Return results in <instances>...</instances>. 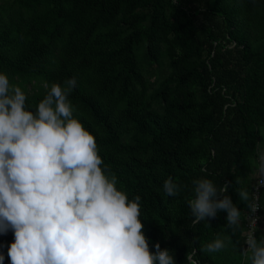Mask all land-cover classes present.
<instances>
[{
  "label": "trees",
  "instance_id": "1",
  "mask_svg": "<svg viewBox=\"0 0 264 264\" xmlns=\"http://www.w3.org/2000/svg\"><path fill=\"white\" fill-rule=\"evenodd\" d=\"M0 73L34 113L45 83L76 78L73 116L116 187L141 197L150 251L158 242L175 264H189L188 254L198 264H251L238 192L252 201L263 142L264 0H0ZM168 177L181 185L176 196L163 189ZM201 178L230 184L241 212L234 234L224 211L194 223L187 201ZM259 203L264 218V187ZM217 236L227 247L203 251ZM13 241L12 230L0 234L4 264Z\"/></svg>",
  "mask_w": 264,
  "mask_h": 264
},
{
  "label": "clouds",
  "instance_id": "2",
  "mask_svg": "<svg viewBox=\"0 0 264 264\" xmlns=\"http://www.w3.org/2000/svg\"><path fill=\"white\" fill-rule=\"evenodd\" d=\"M76 83L75 77L63 86L45 83L34 113L25 107V92L0 73V234L14 232L7 249L10 264H175L158 242L149 250L141 197L129 200L116 187V175L102 167L94 136L74 118L69 96ZM259 172L264 176V158ZM193 184L195 197L187 203L194 223L224 211L226 228L234 234L241 212L227 195L230 184L218 189L206 178ZM163 189L176 196L181 185L168 177ZM238 196L248 202L256 224L257 200L250 201L247 190ZM244 243L251 264H264V241L258 243L254 230ZM226 247L217 236L202 250L217 253ZM192 255L189 264H198ZM4 259L0 252V264Z\"/></svg>",
  "mask_w": 264,
  "mask_h": 264
},
{
  "label": "built area",
  "instance_id": "3",
  "mask_svg": "<svg viewBox=\"0 0 264 264\" xmlns=\"http://www.w3.org/2000/svg\"><path fill=\"white\" fill-rule=\"evenodd\" d=\"M261 179H264V176H259V177L256 178L255 184H254V186H253V188L251 190L252 200L256 199L258 204H259V207H260V209H258L257 212L254 214L256 217H258V219L256 220V224H253L252 220L250 218L251 214H250V210H249V212L247 213V217H246V224H245L246 228H245V231L243 232L244 241H245V239L247 237V234L250 231L254 230L255 233H256V231L258 230V227H259V225H260V223H261V221L263 219V216L261 214L262 206L259 203L261 191H262V188L264 187V186H260V180ZM246 247H247V245L244 243V252H245V248Z\"/></svg>",
  "mask_w": 264,
  "mask_h": 264
},
{
  "label": "rangeland",
  "instance_id": "4",
  "mask_svg": "<svg viewBox=\"0 0 264 264\" xmlns=\"http://www.w3.org/2000/svg\"><path fill=\"white\" fill-rule=\"evenodd\" d=\"M151 65H152V63L149 62L147 67H149ZM155 77L156 76H153L151 78V80H154ZM260 130H261V134L263 136V142L258 147L257 157L252 160V165L254 167V173L252 175L253 180L254 179L256 180L257 177L262 176L261 173L259 172V168H260L261 159L264 158V125H263V127H261ZM258 230H259L260 234L262 235V238H264V236H263L264 235V218L262 219V221L258 227Z\"/></svg>",
  "mask_w": 264,
  "mask_h": 264
}]
</instances>
